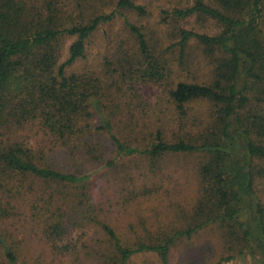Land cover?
I'll list each match as a JSON object with an SVG mask.
<instances>
[{"label":"trees","instance_id":"obj_1","mask_svg":"<svg viewBox=\"0 0 264 264\" xmlns=\"http://www.w3.org/2000/svg\"><path fill=\"white\" fill-rule=\"evenodd\" d=\"M217 1L225 12L201 0L174 10L182 17L196 11L222 25L215 35L183 29L178 43L182 53L194 39L207 53L217 54L215 80L177 81L168 90L178 115H185L186 106L195 100L211 102L213 115L196 134L167 141L155 127L140 144L115 132L124 130L113 119L111 105L108 112L104 83L76 66L85 58L90 35L115 13L62 26L53 8L39 18L19 0H0V264H65L66 254L74 255L69 264H127L139 254L171 264V250L179 240L214 225L223 230L229 251L215 264L243 254L257 256L264 264V202L254 189L255 175L264 173V166L255 164L264 162V0ZM116 5L143 11L133 0H117ZM128 26L142 60L137 72L161 83L164 62L150 50L141 30ZM63 37L73 41L61 60ZM30 124L37 125L48 149L38 145L40 140L33 147L21 137ZM103 140L112 146L113 159L104 160ZM137 153L150 159L166 153L207 157L199 168L195 223L129 241L101 216L103 210L92 198L91 172H82V164L93 161L110 167L117 156ZM73 229L80 230L79 235L62 242ZM33 233L48 243L51 260L32 254Z\"/></svg>","mask_w":264,"mask_h":264},{"label":"rangeland","instance_id":"obj_2","mask_svg":"<svg viewBox=\"0 0 264 264\" xmlns=\"http://www.w3.org/2000/svg\"><path fill=\"white\" fill-rule=\"evenodd\" d=\"M196 1L133 0L143 9L138 12L118 8L117 0H19L21 4H27L34 17L46 18L49 8L55 9V20L62 26L85 23L97 14L115 13L111 20L101 23L90 35L85 58L76 66L92 71L104 83V92L109 100L106 101L108 112L111 105L113 119L124 130L118 132L120 130L115 128V132L123 140L134 143L136 138L140 144L148 141L147 137L155 127L162 129L167 141L196 134L214 113L215 107L211 102L195 100L186 106V114L180 116L168 97V90L177 81L210 84L215 80L217 54L207 53L194 39L186 44L183 53L179 50L181 30L215 35L223 28L217 20L196 11L184 17L174 12L193 6ZM201 1L225 12L217 0ZM128 23L141 30L150 50L164 62L165 77L161 83H154L137 72L142 60ZM262 27L264 30V23ZM72 41L73 37L60 40L61 60L66 57L67 46ZM131 125L133 129H129ZM37 128V125L30 124L20 135L29 145L34 147L40 140L38 145L48 149V142L42 139ZM102 150L104 160L115 157L112 146L105 140ZM206 160L207 157L200 153H166L157 159L137 153L117 156L115 164L110 167L104 163L84 162L82 172H91L92 198L103 210L101 216L111 223L121 238L132 241L137 236L168 234L195 223L193 212L200 196L199 168ZM255 164L264 166V162L258 160ZM47 185L54 189V184ZM254 189L264 202V173L255 175ZM79 233L78 229L68 230L62 242L76 238ZM36 234L30 240L32 254L51 260L54 255L50 246L46 241H39ZM226 254L229 251L224 245L223 230L214 225L199 231L189 240H179L171 250L170 261L171 264H215L220 256ZM62 257L65 264H69L74 255ZM127 264L158 263L153 255L139 254ZM220 264L263 263L257 256L243 254Z\"/></svg>","mask_w":264,"mask_h":264}]
</instances>
